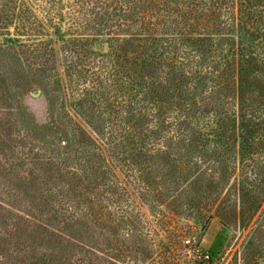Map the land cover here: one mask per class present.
Returning a JSON list of instances; mask_svg holds the SVG:
<instances>
[{"label":"trees","instance_id":"16d2710c","mask_svg":"<svg viewBox=\"0 0 264 264\" xmlns=\"http://www.w3.org/2000/svg\"><path fill=\"white\" fill-rule=\"evenodd\" d=\"M64 1L0 0V24L42 33L39 10L53 22ZM67 6L78 35L66 41L85 49L67 63L69 88L92 97L99 121L90 129L77 123L76 154L60 157L28 140L0 89V264H184L181 247L151 224L145 203L159 218L174 212L196 166L190 183L197 190L238 180L243 219L264 203V0ZM49 44L20 46L36 56ZM155 154L178 170L167 192L128 171L138 165L152 177ZM200 156L212 167L202 168ZM163 193L170 198L160 199ZM226 229L199 253L208 264ZM255 245L247 264L264 262Z\"/></svg>","mask_w":264,"mask_h":264},{"label":"rangeland","instance_id":"374dc122","mask_svg":"<svg viewBox=\"0 0 264 264\" xmlns=\"http://www.w3.org/2000/svg\"><path fill=\"white\" fill-rule=\"evenodd\" d=\"M68 1H64V8L55 10L57 14L53 22L44 17L43 10H39V16L47 22L46 28L40 29L42 33L24 34L17 31L16 23L0 24V89L5 96L4 103L34 146L48 150L57 148L54 152L60 153V157L76 154L77 123L90 129L92 123L99 121V106L94 104L92 97L69 88L65 69L76 59L74 50L82 54L85 49L66 41L78 35L67 13ZM33 40L50 44L42 54L34 56L26 51V47L20 46ZM80 106L87 115L78 111ZM200 157L202 168L212 167L211 160ZM154 159L158 166L152 171V177L147 169L138 165L128 171L133 178L150 179L167 192V187L176 181L178 170L160 155L155 154ZM200 167H193L187 173L188 186L177 198L174 212H167L166 217L159 218L157 208L150 202L143 205V210L151 224L159 228L167 240L181 247L184 264H208L200 254L208 251L215 235L224 226L227 228L224 245L213 264H247L245 254L249 247L256 244L264 252V203L254 216L243 219L238 180L232 178L219 191L216 187L197 190L190 182ZM209 196L215 200L210 201ZM168 198L169 194L160 197L164 200ZM175 231L181 233L178 238L173 235ZM252 241L254 244L250 246Z\"/></svg>","mask_w":264,"mask_h":264}]
</instances>
